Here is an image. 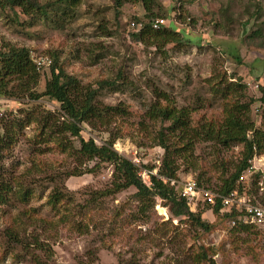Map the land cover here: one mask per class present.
Returning a JSON list of instances; mask_svg holds the SVG:
<instances>
[{"label": "rangeland", "instance_id": "374dc122", "mask_svg": "<svg viewBox=\"0 0 264 264\" xmlns=\"http://www.w3.org/2000/svg\"><path fill=\"white\" fill-rule=\"evenodd\" d=\"M36 1L45 6L30 14L0 7V52L24 47L29 55L54 58L82 87L95 89L98 102L123 107L105 120L82 122L84 140L97 145L111 140L119 155L138 166L154 165L157 172L163 154L158 140L166 139L169 147L180 142L178 133L165 129L167 120L146 116L156 101L153 90L167 95V101L157 100L160 105L188 108L189 126L201 128L222 118L224 100L213 87L238 82V77L246 83L240 101L250 103L249 118L261 125L264 107L255 112L258 102L250 98L258 95L253 81L261 78L264 66V0H155L152 11L169 20L166 26L178 29L183 40L158 47L131 37L134 19L154 18H145L135 0H124L119 8L112 0H79L64 7L57 0ZM37 71L30 90L40 93L49 68ZM8 79L16 85L14 76ZM23 94L0 96V135L17 111L20 117L30 110L32 117L53 111L57 118L53 99ZM9 130L0 141V184L8 189L6 201H0V264H175L186 246L199 242L215 264H264L263 227L239 229L235 215L212 213L202 199L189 210L208 223V231L173 217L167 226L170 214L162 199L141 212L133 187L111 191L110 163L82 161L70 149L58 148L55 132L37 120ZM61 137L78 146L77 137ZM191 137L190 147L175 160L176 195L188 178L217 188L241 156L238 144L223 147L204 134ZM144 181L150 185L149 174ZM19 189L28 195L22 197ZM55 189L63 196L51 205Z\"/></svg>", "mask_w": 264, "mask_h": 264}, {"label": "trees", "instance_id": "16d2710c", "mask_svg": "<svg viewBox=\"0 0 264 264\" xmlns=\"http://www.w3.org/2000/svg\"><path fill=\"white\" fill-rule=\"evenodd\" d=\"M79 0H57L58 3H63L64 6H75ZM114 7L119 8L124 0H112ZM139 2L144 11V17L151 19L146 22L145 19H134L133 22H141V27L131 33L134 41L142 43L143 45H153L155 47L164 45L166 43H180L182 42V34L178 29L171 26H162L157 29H152L150 23L157 16L152 11L155 0H135ZM17 7L23 14H30L34 11H40L45 5H40L36 0H0L1 8ZM156 16V17H155ZM52 56V55H51ZM50 58L49 64L44 65L49 68V79L45 81L44 89L42 92L37 93L31 91L37 83L38 69L30 60L28 50L24 47H8L0 52V96L9 97H25L23 94L27 91V96L30 99H36L40 96H46L53 99L58 103V116L56 121L53 120V111H41L38 117H32L31 111H26L25 115L20 117V114L15 112L14 117L4 126L3 133L0 135V141H4L5 137L10 134L12 130L9 128L21 129L24 124L37 120L41 127H46L48 132L56 134L54 142L58 148H68L80 160L91 161L98 160L99 162H108L113 166L111 173V186L112 192L133 187L135 192L133 197L136 198L139 204V210L145 212L147 206L152 208L155 198H160L165 202L168 207L170 217L165 220V224L172 225L171 217L177 219V223L184 222L192 229L199 228L201 231H208L209 225L206 221L200 218V215L189 210L186 197L178 194L169 185V180L175 177V170L177 165L175 163L176 157H180L183 149L191 145V135L198 136L199 134L206 135L207 139L213 140L223 147L238 144L241 146L240 159L233 167V171L226 177L221 178L220 185L212 189L221 194L234 187V181L239 173L246 167V160L253 154H264V118L260 126H254L250 120L248 111L250 103L241 102V92L246 88V83L238 77V82L226 83L227 85L213 87L214 94H220L224 100L222 109V118L218 123L213 124L208 122L206 127L194 128L189 126V109L185 107H175L172 104L165 103L160 105L157 100L167 101V95L157 89L153 93L155 100L149 105L145 114L149 118H158L160 120H167L168 129L170 133H178L177 138L180 142L179 146L166 144V139L160 138L158 144L163 148V154L160 160V165L157 168L156 175H150V185H144L140 177L137 175L139 169L129 159L119 155L113 148L111 140L105 141L99 145L94 143L92 139L84 140L79 136L81 123L88 124L94 121L105 120L110 115L123 112V107L103 105L98 102L96 97V90L93 88L82 87L75 77L67 74L64 70L56 64L55 59ZM14 76L16 85L9 83L8 77ZM260 80V81H259ZM254 80L256 84L257 97L250 98L253 102H258L259 113H262L264 107V66L261 68V78ZM231 82V81H230ZM105 81L98 82L99 85ZM107 83V82H106ZM20 85V87H19ZM261 115V114H260ZM264 117V110H263ZM37 118V119H34ZM62 118V119H58ZM68 133L70 136L77 137L78 146L70 142L63 141L62 134ZM10 138V137H9ZM7 144L10 142L7 141ZM147 167L141 165L140 167ZM154 166V165H153ZM148 165V168H152ZM166 179L163 183L159 178ZM200 185L199 180H195ZM0 184V201L5 202L7 199V187ZM205 187V186H203ZM207 188V187H205ZM110 191V192H111ZM179 191V189H178ZM22 197L28 195L29 191L24 189L21 191ZM62 193L58 190H53L50 193L48 202L53 205L62 198ZM212 213H219L221 217H234L233 213L228 211L219 212L220 206L217 199L215 204L210 206L205 203ZM246 227L240 224L239 229ZM13 238L17 239L15 236ZM180 259H176L175 264H215L210 250L204 243H194L186 246L184 253L179 255Z\"/></svg>", "mask_w": 264, "mask_h": 264}, {"label": "built area", "instance_id": "2783aa9c", "mask_svg": "<svg viewBox=\"0 0 264 264\" xmlns=\"http://www.w3.org/2000/svg\"><path fill=\"white\" fill-rule=\"evenodd\" d=\"M168 23L169 20L164 17H156L151 21L150 26L152 29H157L166 26ZM131 25L137 30L141 27V22H131ZM29 57L36 69L48 65L50 61L44 55L35 56L32 54ZM254 110L255 112L258 110V105L254 106ZM142 162L145 163L146 160ZM135 165L138 166L137 163ZM153 170L139 169L137 174L144 185L149 186L145 183L144 177H147L148 174H156ZM160 180L163 183L166 182L163 177H160ZM168 182L170 185H174L175 180L170 179ZM234 182L232 189L221 194L202 187L195 180L188 178L180 182L178 193L186 197L188 206L190 204L195 205L202 200L212 206L218 199L220 203L218 211L220 213L223 211L234 213L236 219L242 224L264 228V155H253L248 158L247 166L239 173Z\"/></svg>", "mask_w": 264, "mask_h": 264}, {"label": "clouds", "instance_id": "9594fccd", "mask_svg": "<svg viewBox=\"0 0 264 264\" xmlns=\"http://www.w3.org/2000/svg\"><path fill=\"white\" fill-rule=\"evenodd\" d=\"M257 105H259V104H257ZM253 155H264V154H253ZM252 155V156H253ZM251 156V157H252ZM131 161V160H130ZM132 163H133V161H131ZM134 164V163H133ZM135 165V164H134ZM137 166V165H136ZM140 166V165H139ZM139 166H137L139 169H140V167ZM246 166H247V160H246ZM143 168H147V169H149V170H153L154 168H148V167H143ZM139 169L137 170V173H138V171H139ZM138 175V174H137ZM149 175H154V174H149ZM139 176V175H138ZM160 179V178H159ZM141 180V179H140ZM142 182V181H141ZM143 183V182H142ZM166 183V182H165ZM170 185V184H169ZM172 186V185H171ZM188 208H189V206H188ZM234 214V213H233ZM235 215V214H234ZM242 224V223H241ZM245 225V224H244ZM254 227H256V226H254ZM257 228H260V227H257Z\"/></svg>", "mask_w": 264, "mask_h": 264}]
</instances>
